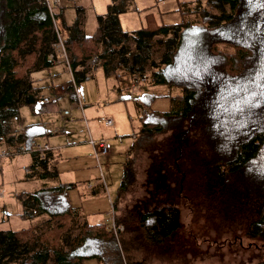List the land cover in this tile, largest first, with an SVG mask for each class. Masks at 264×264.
Instances as JSON below:
<instances>
[{"label": "trees", "instance_id": "1", "mask_svg": "<svg viewBox=\"0 0 264 264\" xmlns=\"http://www.w3.org/2000/svg\"><path fill=\"white\" fill-rule=\"evenodd\" d=\"M113 1L118 3L98 17L93 36L79 37L75 27L68 29L63 45L73 84L88 79L85 66L96 56L105 72L116 63L125 75H142L149 64L155 70L150 76L153 86L179 89L180 95L169 99L171 107L165 113L150 111L151 97L137 100L138 132L162 133L171 123L188 121L207 153V167L217 188L225 190L224 199L244 206L254 203L244 236L250 245L257 248L260 242L264 248V0H195L198 6L205 1L220 14L207 17L202 11L206 26L157 25L148 15L146 27L132 32L122 31L119 22L130 0ZM50 10L47 0H0V143L16 150L20 147L18 139L10 136L11 121L22 106L36 102L37 90L29 75L55 66L51 55L58 37ZM155 36L164 38L157 41L164 46L158 61L151 56ZM128 43L134 45L135 55L129 56ZM221 45L236 52L224 53ZM71 84L68 91L75 100ZM48 154L32 153L28 170L41 177L50 174ZM130 169L131 159L125 164L119 191L129 184ZM74 186H42L19 196L24 219H46L27 229L0 231V264L88 260L121 264L120 241L107 226L80 220V210L68 197ZM137 218L151 245L164 244L181 223L175 206L155 207Z\"/></svg>", "mask_w": 264, "mask_h": 264}, {"label": "rangeland", "instance_id": "2", "mask_svg": "<svg viewBox=\"0 0 264 264\" xmlns=\"http://www.w3.org/2000/svg\"><path fill=\"white\" fill-rule=\"evenodd\" d=\"M49 2L52 6L51 14L60 18L62 17L60 12L63 9L64 19L69 24L74 23L77 19V8H82V22L86 35L94 34L98 17L106 14L109 10L108 7L115 4L113 0H62L58 4H55L54 0H49ZM128 8L130 9L126 13L119 16L120 25L124 31H134L146 27L148 15L153 17V21L157 25H179L190 22L195 26H206L202 11H205L207 17L220 14L217 8L207 6L205 1H202L198 6L195 0H130ZM225 12L228 13L227 10ZM54 23L57 26V22ZM58 24L60 26L56 27L57 33L60 34L58 38L63 43L65 41L63 26L60 21ZM79 37L82 36L79 34ZM159 40L164 41V38L155 36L152 40L151 56L155 61H158L164 50L163 45L157 44ZM60 41L57 42L58 45ZM55 45L53 49L58 47ZM128 45L131 50L129 56L135 55L137 52L134 45L132 43H128ZM219 47L227 54L236 52L228 45ZM97 62L98 59L94 58L93 64ZM66 66L64 62L62 65H57V67L63 68ZM115 67L116 73H113V76L116 77L107 78L98 68L93 80H87L77 86L74 102L69 101L68 94L57 93L60 116L43 113L38 121L52 123L55 127L59 126L60 136L54 140L49 136H43L38 142L57 144L56 141H58L66 148L61 155L62 162L59 166V170L63 172L69 168L67 160L73 159L70 150L77 148L78 145L83 147L90 139L97 141L96 138L103 136L104 140L110 143L115 155L124 154L130 149V156L132 155L131 158H133L129 176L131 180L119 196L118 213L121 218L123 215L136 218L140 213L161 206H175L179 209L180 228L173 232L161 246L153 247V245L147 244L142 234H139L138 223L127 222L126 236L130 242L126 245L125 251L131 250L129 254L132 259L128 262L123 258L121 264H133V259L137 257V254L140 256V247L144 246L145 263L156 261L159 264H170V257L172 264L262 263L264 248H261V243L258 242L256 248L254 245H250L251 241L244 236L246 222L252 215L250 209L253 210L254 203L251 202L250 205L244 206L239 201L231 203L224 199L225 190L217 188V182L207 167V153L197 140V131L189 127L190 123L188 121L184 123L179 121L180 124L171 123L167 131L145 136L137 130L141 124L138 113L134 112L130 106H126L125 109L122 99L112 100L111 96L115 95L112 93L119 88V85L123 90L126 87L125 94L121 91L122 96L128 95L133 100L141 99L144 96L140 91L141 87L152 86L150 76L155 70L147 64L142 70V75L134 73L128 75L129 79L124 77L127 75L124 74L125 71L122 67L116 63L113 65V69ZM67 74L62 72V81L64 78H68ZM130 85H132V89H130ZM150 95H154L155 99L159 98L155 103H150V111L155 109L154 112L160 114L167 112L171 107L168 103H164L167 110L158 108L163 103L160 98L165 96L170 99L179 96L180 91L177 88L157 86L155 90H151ZM77 97L82 100L81 106H79ZM126 100L131 101V99ZM102 115L112 116L113 128H106L96 122ZM20 116L28 118L26 122L34 123L33 120H37L34 119L31 110L27 107H21ZM121 120L125 122L122 128L118 124ZM87 128L92 136L88 135ZM121 135H128V137ZM83 150L81 153L74 154L86 153L87 149ZM87 155L93 154L90 152ZM13 157L16 156L7 155L0 161L9 159V163ZM95 159L93 155L92 160ZM104 162L105 158L99 157L98 163L104 166ZM121 175L122 167L118 177L113 181L114 188L110 189V194L113 196L120 185ZM63 178L64 175H62ZM4 188L7 193L13 190L8 184H5ZM68 197L70 198L69 191ZM14 210L11 208V212ZM5 218L7 221L9 220V216ZM136 230H138L137 237H134ZM132 250L135 251L132 253Z\"/></svg>", "mask_w": 264, "mask_h": 264}, {"label": "crops", "instance_id": "3", "mask_svg": "<svg viewBox=\"0 0 264 264\" xmlns=\"http://www.w3.org/2000/svg\"><path fill=\"white\" fill-rule=\"evenodd\" d=\"M48 3H50L49 0H48ZM117 3L118 1L115 2V4ZM129 4H130V1L128 2L127 9L124 13H126L130 9L128 8ZM51 7L52 6H50V9ZM63 12H64L63 9H61L60 13L62 17L56 18L55 15H53V18H54V21L57 22L58 27H60L58 24V21H60L61 25L63 26L65 40L68 39L69 37L68 29L73 28V27H75L79 31V34L82 37L84 36L90 37L96 33L97 28H98V21H97L96 30L93 35H86L84 33V25L82 22V15H83L82 8H77V19L72 24H69L65 21ZM104 14L102 16H105ZM119 22H120V18H119ZM146 22H147V19H146ZM121 30L124 31L122 27H121ZM124 32H132V31H124ZM94 58H97V57L95 56L92 59L88 60L85 66L86 73L84 74V76L88 78L85 81L93 80L95 71L98 68H100L103 71L106 78L112 77L114 75L113 73H116V67L114 69L112 68V70H109L108 72H105L103 67L98 65V62L96 64L95 63L93 64ZM60 64L62 65V62L55 64V66H52L51 68L44 69L38 72H32L29 75V79L32 81L33 87L37 90L36 102L32 106H22V107H27L28 109H30L32 112V115L35 117L34 119H37V120H33L34 123L26 122L28 118L25 119L20 116V109H21L20 108L19 116L16 119H13L11 121L12 132L10 136H12L14 139H18V142H17L18 147L32 148L33 145L40 144V145H48L52 148V150L49 151V154L47 157V161H48L47 170L49 171L50 174L45 175L46 177H41L39 174L31 173V171L28 170V167L32 163V158H33L31 154L16 155V157L11 158L9 163H8L9 159L5 161L2 159V161H0V231H7V230L18 231L20 229H27V228L38 225L39 223H41L43 220L46 219L45 216H37L33 218L24 219L23 218L24 217L23 208L19 201L20 195H23L24 193H33L37 191L39 188H41L42 186H56L58 184H74L75 185L73 187L74 189L72 188L71 190H69V193H70L69 199L71 201V205L74 208H77L80 210L79 212L80 218H81L80 220L86 221L89 224H107L111 220L110 218L113 217L116 224L122 225L123 227L122 231H120L115 237L118 241H120L119 243L121 244L122 262H123V258L127 259L129 262L131 261L132 258H131V255L129 254L131 253V250L128 252L125 251V249L127 248L126 245H128L130 242L128 240L129 238L126 236V223L129 221L137 222L138 216L136 218H129L127 215L125 216L123 215V217L121 218L118 213V205H119V200H120L119 196L122 192V191H119V187L121 185L124 167H125V164L127 163V160L131 159V163H132V159H133L131 158L132 155L130 156L131 150L130 149L127 150L126 153L124 154L121 153L120 155H115L112 152V147H111V149L106 155L104 156L97 155L93 147H91L87 141V144L85 146L80 147L81 145H78L76 146L77 148L70 150V155L71 157H73V159L67 160L69 168L61 172V170H59V166L61 165L60 163L62 162L61 155L65 152L66 148L62 146L61 143H59L58 141H56L57 144H50L49 142H46V143L38 142L40 141L39 139L42 138L43 136H49L51 137L52 140L60 136L59 126L55 127L54 124L52 123L38 121V119H40L43 113H50L53 115L57 114L58 116H60L59 115L60 106L58 105L57 98H56L57 93L64 92L68 94L69 101L74 102L76 100L77 86L85 82V81H81L77 84V86L74 85L73 80H72L73 76H72L71 71L68 68L67 63H65L67 66L64 68L57 67V65H60ZM62 72L68 73L67 74L68 78L67 79L64 78L63 81L61 77ZM113 77H116V76H113ZM124 77L130 79V76L128 77V75ZM61 81H62V84H61ZM58 83L60 84L58 85ZM71 83L73 84V88H74L73 92L75 95V100L70 99L71 94L68 91L69 85ZM61 87H64V90H62ZM156 88L157 86H153V85L152 86L150 85L142 86L140 91L143 93L144 96H142L141 98H145L146 96L152 98L154 95H150L151 90H155ZM130 89H132V85H130ZM124 90L119 85V88L116 91H114V93H112V94H115L114 96H111L112 100L122 99V103L125 104V109H126V106L127 107L130 106L133 109V111L137 113L135 104L138 99L133 100V98H130L128 95L122 96L121 91H123L124 93ZM126 99H131V101H128ZM158 99L159 98L155 99L153 97L152 103H155ZM160 99L163 103L158 108H160L161 110H167L164 103L166 104L168 103L169 106H171V102L169 98L164 96ZM77 100L79 102V106H81L82 100L79 99L78 97H77ZM152 110H155V109H152ZM100 117H107L113 120L111 115H102ZM118 124L122 128L125 122L121 120L120 123ZM87 131H88V135L92 136L88 128H87ZM121 136L128 137V135H121ZM96 139L97 141L104 140L103 136H99ZM4 146L5 145H3L1 142L0 148ZM83 149H87L86 153L74 154V153H81L82 151H84ZM90 152H92V154L97 160L95 159L93 161L92 160L93 155H87ZM79 155L84 156V157H81ZM101 156L105 158L104 166L98 163V159L99 157L101 158ZM120 157H121V160H120ZM121 167H122V175H121L120 185L116 189L118 190L117 193L115 190L114 196H113L110 194V189L114 188V186H112L113 181L116 179V177H118ZM62 175H64L63 179H62ZM5 184H8L13 188V190L10 193L6 192L4 188ZM118 197H119V200L117 201ZM116 201L117 203H115ZM113 204H115V206ZM9 206H11L13 210L14 209L16 210L11 212V208L8 209ZM7 216H9L8 221L5 218ZM124 227H125V230H124ZM137 231L138 230L134 231V237H137ZM139 234H142L141 231L139 232ZM144 241L147 244L151 245L145 239ZM161 245H157V246H161ZM144 247L143 248L140 247L139 249L140 256H138L137 254V257L133 259V264H159L156 261L149 262V263L144 262L146 261V258L144 256L145 251H143ZM153 247H155V245H153ZM133 251L135 250H132V253ZM167 259H168V256H167ZM170 262H171L170 264H172L171 257H170ZM83 264H103V263L97 260H88V261H85Z\"/></svg>", "mask_w": 264, "mask_h": 264}, {"label": "built area", "instance_id": "4", "mask_svg": "<svg viewBox=\"0 0 264 264\" xmlns=\"http://www.w3.org/2000/svg\"><path fill=\"white\" fill-rule=\"evenodd\" d=\"M60 1H62V0H54V3L58 4ZM47 2H48V0H47ZM48 5H49V7L51 6L49 3H48ZM56 27L57 26H55V23H54V30H55L57 37H58L60 34L57 33L58 31H57ZM58 41H60L59 38H58ZM56 45L58 47H56V48L54 47L53 54L51 55L52 62H54L55 64L60 63V62L67 63V57H66V53H65L63 43L60 41L59 45L58 44H56ZM61 89L64 90V87H61ZM96 122L100 125H103L106 128H111L114 125L113 120L111 118H107V117H99L96 120ZM88 143L91 147H93V149L95 150L97 155L104 156L111 149L110 143L106 140L95 141V140L90 139L88 141ZM51 150H52V148L50 146L40 145V144H35V145H33L32 148L20 147L18 150L14 149L12 147H9V146H4V147L0 148V158L7 157V155L16 156V155H21V154H32V153L38 154L39 157H43L47 152H49ZM110 219L111 220L109 221V223H107L105 225L107 226V229L112 231V233L116 237V235L120 231H122L123 227H122V225H117L116 222L114 221L113 217H111Z\"/></svg>", "mask_w": 264, "mask_h": 264}, {"label": "snow or ice", "instance_id": "5", "mask_svg": "<svg viewBox=\"0 0 264 264\" xmlns=\"http://www.w3.org/2000/svg\"><path fill=\"white\" fill-rule=\"evenodd\" d=\"M256 2H260V0H256Z\"/></svg>", "mask_w": 264, "mask_h": 264}]
</instances>
